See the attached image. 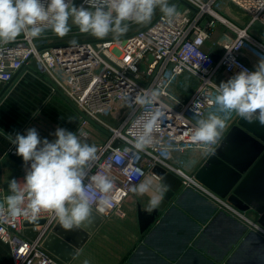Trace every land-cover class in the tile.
<instances>
[{
  "label": "built area",
  "instance_id": "built-area-1",
  "mask_svg": "<svg viewBox=\"0 0 264 264\" xmlns=\"http://www.w3.org/2000/svg\"><path fill=\"white\" fill-rule=\"evenodd\" d=\"M183 1L170 0L178 12L171 21L157 9L149 22L123 36L117 51L113 50L118 40L115 37L74 38L48 43L46 32L36 39L21 35L14 42L0 45V82L12 80L24 65L34 62L38 70L55 80L83 113L73 133L85 141L89 135H94L89 130L92 119L104 124L107 133L99 144H93L98 148V159L91 173L107 175L113 181V189L108 194V212L125 216V205L133 193L131 187L143 176L161 183V176L154 172V168L160 166L179 176L183 188L210 198L219 208L244 220L256 231L259 225L257 232L264 238V226L248 217L245 214L248 210L237 208L198 181L197 169H192L194 164L188 161L189 166L181 158L190 152H203L207 156L211 153L205 146L194 144L187 133L199 119L216 111L209 101L214 99V84L219 86L218 77L223 74L232 78L242 70H256L243 53L249 44L264 55V42L250 31L253 24L264 26V0ZM224 4L233 6L247 19L245 26L220 12ZM218 21L230 28L234 37L222 44L219 59L215 60L206 44ZM73 40L75 44L71 43ZM149 55L153 57L151 61ZM142 63L144 70L140 67ZM183 75L197 81L186 100L179 97L180 91L173 89L177 78ZM152 91L158 93L153 103L127 106L126 96L134 100L137 94ZM197 102L200 103L198 109L195 107ZM152 115L157 116L156 143L137 152L132 148L135 133ZM117 140L121 143L114 146ZM116 152L122 156L120 164L111 159ZM10 153L16 154V145L12 144ZM86 195L95 208L99 196ZM39 218H44L45 222L32 226L37 234L30 238L24 233L25 218L0 217V239L11 246L13 264H62L43 245L57 220L50 212H42Z\"/></svg>",
  "mask_w": 264,
  "mask_h": 264
},
{
  "label": "clouds",
  "instance_id": "clouds-1",
  "mask_svg": "<svg viewBox=\"0 0 264 264\" xmlns=\"http://www.w3.org/2000/svg\"><path fill=\"white\" fill-rule=\"evenodd\" d=\"M157 9L170 21L178 15L170 0H84L80 6H75L72 0H0V45L14 42L21 35L36 39L47 30L63 38L72 31V26L98 39L110 34L119 38L128 31L129 22L145 24ZM214 87V99L209 103L216 111L199 119L187 133L194 144L205 146L209 152L213 151L212 146L221 138L233 114L248 124L258 122L264 127V59L255 71L242 70ZM157 95L155 91L144 92L134 100L129 95L125 100L131 108L151 104ZM199 106L197 102L196 109ZM157 130V116L152 115L137 129L132 148L141 152L152 147ZM54 135L52 142L41 140L37 130L30 128L26 135L17 133L12 139L16 155L25 163L30 162V168L22 182L15 179L9 182L10 194L0 203V217H23L36 222L42 212H50L64 230L86 231L94 221L93 213L108 214V194L113 189V181L107 175L91 173L98 159L95 145L64 128H57ZM111 159L120 164L122 156L116 152ZM131 191L149 197L145 209L148 213L160 205L163 197L162 191L154 190L149 176H143ZM86 193L99 196L95 208Z\"/></svg>",
  "mask_w": 264,
  "mask_h": 264
},
{
  "label": "crops",
  "instance_id": "crops-1",
  "mask_svg": "<svg viewBox=\"0 0 264 264\" xmlns=\"http://www.w3.org/2000/svg\"><path fill=\"white\" fill-rule=\"evenodd\" d=\"M220 12L241 26L247 22L231 5L224 4ZM219 24L224 25L218 22L212 37L219 30ZM250 29L264 41V26L253 24ZM208 47L217 55L222 50V46ZM246 59L257 67L259 61L248 55ZM230 78L221 74L218 82H227ZM82 115L55 80L38 70L34 62L19 70L0 98V203L10 194L9 182L13 179L22 182L30 168V162L25 163L14 154L18 159L15 160L10 153L15 135H26L28 129L35 128L41 140L52 142L57 128L72 132ZM238 118L233 114L225 134ZM91 127L94 125L89 130L96 138L93 144H99L104 136L98 137ZM182 157L184 163L190 161L194 164L192 169H197L207 155L190 152ZM153 188L162 191L164 197L166 185L153 180ZM148 202V196L132 193L125 205L126 215L114 212L102 215L101 222L74 257L69 262L61 260L62 264H84L85 261L89 264H264L263 236L197 191L180 188L150 228L142 233L137 207L141 204L146 208ZM245 214L254 221L260 215L254 209ZM0 264H13L12 248L1 239Z\"/></svg>",
  "mask_w": 264,
  "mask_h": 264
},
{
  "label": "water",
  "instance_id": "water-1",
  "mask_svg": "<svg viewBox=\"0 0 264 264\" xmlns=\"http://www.w3.org/2000/svg\"><path fill=\"white\" fill-rule=\"evenodd\" d=\"M82 1L72 0L75 6H80ZM183 3L186 2L183 1ZM45 32L52 31L47 30ZM54 45H58V43ZM211 56L215 60L219 59L217 54L211 53ZM152 59V55H149V60ZM140 67L144 70L145 64L142 63ZM12 80L0 82V98ZM120 143L121 141L117 140L114 146ZM12 157L18 160L14 155ZM154 172L161 176V183L166 185L167 189L162 202L151 213L146 212V208L142 207L141 204L138 205L137 216L142 233L150 228L160 210L183 187L181 178L174 173L166 172L160 166H156ZM195 176L198 181L219 196L226 198L237 208L256 210L260 214L258 222L264 226V127L260 126L258 122L248 124L239 117L219 144L197 168ZM93 216L94 221L86 231H67L56 222L43 241L44 247L60 260L69 262L103 218L102 215L95 213ZM44 222V218H39L36 222L26 219L24 221V225H26L25 235L34 238L37 232L33 230L32 226Z\"/></svg>",
  "mask_w": 264,
  "mask_h": 264
},
{
  "label": "rangeland",
  "instance_id": "rangeland-1",
  "mask_svg": "<svg viewBox=\"0 0 264 264\" xmlns=\"http://www.w3.org/2000/svg\"><path fill=\"white\" fill-rule=\"evenodd\" d=\"M85 7H87L88 5H84ZM229 19L231 21H233V18ZM219 22V21H218ZM234 22V21H233ZM141 24H129L128 27V31L123 34L122 36H120L118 38V40L114 43V48L113 50L117 51L118 50V46H120L122 44V41L124 39L123 36L127 35L128 33H130L131 31L137 29ZM217 29L215 32V35L212 37L211 35V40L208 42V45L206 46V48L208 46H210V48H217V47H221L222 44L229 39H232L234 37V33L233 31L228 28L226 25H222L219 24ZM253 34V32H251ZM45 34H47L45 36V39L47 40L48 43H50L53 40H67V39H74V38H84V39H90V38H95L89 34H82L79 32V30L76 27L72 28V31L69 32L66 36H64L63 38L57 36L55 33H51V32H46ZM51 35V36H50ZM255 35V34H253ZM256 36V35H255ZM107 37H113L111 34ZM257 37V36H256ZM258 38V37H257ZM51 39V40H50ZM260 39V38H259ZM263 41V40H262ZM264 42V41H263ZM209 48V47H208ZM222 48V47H221ZM222 51V50H221ZM244 55H248L251 57V59H255L257 61H260L261 59H263L264 55L257 49L255 48L253 45L249 44L247 45V47L243 50ZM263 57V58H262ZM197 84V81L194 80L191 77H188L186 75L180 76L177 78V83L174 85L173 89L174 91H180L181 93L177 94L179 95V97H181L183 100H186V98L189 96V94L193 91V89L195 88ZM193 85V86H192ZM191 88V89H190ZM189 90V91H188ZM188 91V92H187ZM83 114V113H82ZM105 118V117H104ZM92 125H94V128H92L96 133L97 136H105V134L107 133V128L104 126V124L99 123L98 121H91ZM90 127V126H89ZM89 139V140H88ZM88 139H86L85 141L90 142L93 144V142H96V138L94 137V135H89Z\"/></svg>",
  "mask_w": 264,
  "mask_h": 264
}]
</instances>
